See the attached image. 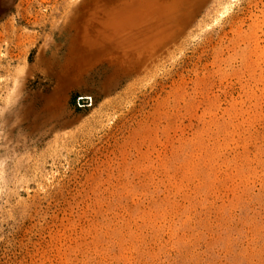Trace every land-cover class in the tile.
<instances>
[{"label": "rangeland", "instance_id": "374dc122", "mask_svg": "<svg viewBox=\"0 0 264 264\" xmlns=\"http://www.w3.org/2000/svg\"><path fill=\"white\" fill-rule=\"evenodd\" d=\"M0 264H264V0H0Z\"/></svg>", "mask_w": 264, "mask_h": 264}]
</instances>
